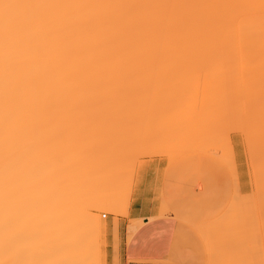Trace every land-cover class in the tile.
<instances>
[{"label":"bare ground","instance_id":"obj_1","mask_svg":"<svg viewBox=\"0 0 264 264\" xmlns=\"http://www.w3.org/2000/svg\"><path fill=\"white\" fill-rule=\"evenodd\" d=\"M255 46L256 48L258 46V50L262 49L261 46L264 48V0H0V254L10 255L16 245L22 250L31 247L50 249L59 247V241L56 240L58 232L55 231L59 227L60 209L55 195L62 191L66 184L72 182L67 178L70 172H63V165L66 162L74 163L75 156L78 158L80 156L79 159L82 161H86V158L93 160L98 156L103 158L102 165L108 163L113 165L116 157L123 156L127 159V155H130L127 149L135 148L132 147L133 143L131 148L130 143L125 147V142H121L119 146L117 145L119 149L122 147L119 150L112 144L116 146L113 147V152L117 153L113 155L112 151L110 152L112 146H109L110 149L107 151L94 143L93 146L88 143L89 139L103 143V137L97 141L95 135L97 133L92 129H90L92 136L86 132H89L87 127L93 119H89L93 116L90 113H96L97 109L124 107L122 101L124 87L114 84L111 79L97 83L95 81L97 70L102 76L116 73L134 79L137 75L161 73L170 77L171 74L182 75L183 72L187 74L190 71L194 73L197 69L199 71L200 67L201 72L204 69L211 70L213 64L209 68L210 62L261 61L263 64H257L252 69L264 73L262 62L264 53H260L264 52V49L256 52L258 50L253 48ZM100 62L110 64L97 66ZM182 62L187 63V66ZM191 62L195 66H192ZM206 62L209 69L204 68ZM222 67L220 69H223ZM232 68L230 70L234 71L235 68ZM79 114L86 115V119L90 121L85 119L86 116L84 121ZM125 120L124 118L123 122ZM83 123H87L86 130L83 129ZM126 123L125 126H128L127 121ZM135 125L138 126V122ZM126 129L129 131L128 127ZM260 131L258 129V132ZM85 132L87 136L84 135ZM139 135L134 137L138 139ZM260 135L261 133L259 137ZM79 138L86 141L79 144ZM157 139L161 140V137ZM214 139H210V144L209 139L200 141H204V144L199 142L201 148L207 150L210 145L214 149L218 144L217 148L221 149L219 145L222 144L219 142L216 144ZM211 141H214L215 145H212ZM207 143L209 145H206ZM187 147L190 146L182 145L180 149ZM89 148L91 154L83 155L85 153L83 151L90 153L87 151ZM176 148L175 151H178L179 147ZM220 151L217 154H222L226 150L222 153ZM225 157L228 158H223L228 160L231 155L227 154ZM131 161L134 163V160ZM118 162L124 163L121 158L116 160L113 165L115 169L112 171L119 169ZM124 167L121 168V172L119 171L120 174L116 172L118 176L112 177L113 179L110 173V180L114 182L121 180V176L125 175L123 174L125 172H122ZM104 204L105 202L101 200L99 207ZM243 206H247L245 202ZM250 208H239L240 215L242 211L244 214L247 213L246 215L242 213V219L239 216L240 220L245 218L241 222L230 215L234 219L231 221V227L232 222L234 227L247 225L246 217L250 215L251 220V216L254 215L251 214ZM254 209L255 207H253L255 213ZM254 219L256 220L253 217L252 220ZM250 220L249 222L257 225V220L254 222ZM244 226L240 228L242 231L235 228L238 231L233 229L235 230L233 232L245 233ZM251 228L255 227L249 225L246 229L249 232ZM254 231L259 232L258 229ZM251 234L255 240L256 234H253V231ZM252 239L250 238L251 241ZM68 241L73 244L75 238L68 237ZM256 242L253 241L251 245L254 246ZM2 260L0 258V261Z\"/></svg>","mask_w":264,"mask_h":264},{"label":"rangeland","instance_id":"obj_2","mask_svg":"<svg viewBox=\"0 0 264 264\" xmlns=\"http://www.w3.org/2000/svg\"><path fill=\"white\" fill-rule=\"evenodd\" d=\"M261 47L264 49L263 46ZM262 49L258 50L257 46L256 50L258 51L256 52ZM261 60H263L262 55ZM105 64L110 63L100 62L97 66ZM184 64L187 66V63L184 62ZM191 64L195 66L192 62ZM208 64L209 68L212 64L219 67L214 66L217 71L212 66L211 70L204 69V72H201L200 67V73L197 69L198 72L195 70L197 73L190 71L187 74L183 72L182 75L179 73V75L171 74L170 76L169 74L170 77L168 74L161 75V73L159 75H137L134 79L116 73L102 76L97 70L95 74L97 83L111 79L114 84L124 87L125 92L122 99L124 107L122 109H97L96 113H90L93 114L89 117V119L93 118L91 120L93 124L90 122L89 128L87 123H85L86 125L83 123V129L86 130L85 126L87 127L88 135H91L90 129H92L97 133L95 134L98 138L97 141L103 137V143H97L92 139L87 142L89 145L94 143L107 151L112 144L119 146L121 142H125V147L129 143L131 147L133 143L132 147L135 148L131 147V150L126 148L127 151H130L131 156L127 155V159L123 156L120 157L126 164L118 162L121 167L119 166V169L115 171H112L115 169L113 165L116 160L120 159L115 158L116 155L112 157V159L115 158L113 165L110 163L102 165L103 158L98 156L96 159H91L93 162L85 156L89 160L82 161L79 159V155V158L74 157V163L66 162L63 165V172H70L67 175L69 180H67L72 182H69V185L66 184L64 189L55 195L60 209L59 227L57 226L55 231V233L58 232L56 240L59 241V247L54 249L31 247L22 250L16 245L10 255L0 254V258L3 259L0 264H120L123 242L129 243L138 228L143 225V219L131 218L129 215L130 205L136 201L140 189L143 194L144 191H147L148 197L157 200L158 207L153 217L172 216L183 222L185 226L183 241L188 246L194 247L189 260L199 264H264V73L252 69L255 65L263 63L261 61L259 63L256 61L254 63L225 61ZM208 64L206 62L204 68H207ZM227 65L228 67H226ZM229 65L234 66H232L235 68L234 71L230 70L232 67L229 68ZM221 66L223 69H220ZM237 66L239 67L236 68ZM241 67L245 70L240 69ZM261 86L262 89H260ZM260 110L262 111L260 112ZM80 115L82 119L86 116ZM134 116L139 120L137 121ZM250 116L254 117L250 118ZM124 118L126 120L123 122ZM120 120L122 124L119 123ZM126 121L128 126H125V124L127 125ZM139 121H141V126H139ZM133 122L136 124L138 122V126ZM259 122L260 124H258ZM145 125L148 127L146 128ZM130 126L132 128H129ZM127 127L129 131H127ZM139 127L141 128L138 129ZM258 129L261 131L258 132ZM121 130L123 131L121 132ZM132 130L137 132L134 133ZM150 134L151 137L148 138ZM134 135H139L138 139ZM157 136L161 137V140L157 139L159 138ZM79 139V144L86 141ZM203 139L204 141L209 139V144L210 139L216 140V144L218 142L222 144L219 146L221 149L224 147V150L217 148L218 144L216 149H213L208 143L206 145H209V149L201 148L204 141H200ZM145 141L150 144H145ZM161 141L165 144L160 143ZM213 142L211 141L212 145H215ZM195 144H199L200 147H198L199 145L194 146ZM115 145L110 150L113 155L116 153L112 150L116 147ZM182 145L190 147L180 149ZM206 145L204 146L206 147ZM149 147L150 149H148ZM176 147H179L181 151L179 149L175 151ZM117 148L116 151H118ZM251 148L252 151H250ZM121 149L122 147L119 150ZM225 150L228 151V156L231 155L229 157L231 160H226L228 157H225L227 156ZM219 151L221 153L225 151V155L219 153L220 156L217 154ZM83 152H85L83 155L87 154L88 156L92 151H88L90 153ZM136 154L138 155L136 156ZM94 156L92 155V157ZM255 158H259V160ZM250 159L253 160L250 161ZM131 160H134V163ZM262 164L263 166H261ZM123 167L124 171L122 172H125L123 173L125 175H119L122 179L117 182L111 181L110 173L111 179H113L112 177L120 174ZM116 172L118 173L116 174ZM118 179L120 178L118 177ZM101 200L105 204L99 207ZM244 202L247 206H243ZM240 205L252 208H250L252 211H248L254 214L251 216V220L253 217L256 218L257 221L255 219L252 221H256L257 225L249 222V215L246 217L248 222L245 220L247 225L242 224L246 228L249 225L255 228H251L253 230L250 229L248 232V229L242 225L245 233H234L236 229L243 227L240 225L237 226L238 228L234 227V222L231 227V221L238 219L241 222L245 219L240 220L243 217V211L241 215L238 211L239 208H243ZM252 206L256 209H254L256 215ZM234 213L238 217H235ZM236 222L238 223V221ZM71 228L73 234L70 231ZM255 229H258L259 232L254 231ZM49 231L51 233L52 230ZM240 231L242 230L240 229ZM251 231L256 234L253 236L257 242L252 239ZM68 237L75 238L73 244L69 243ZM250 238L257 244L251 245L253 241Z\"/></svg>","mask_w":264,"mask_h":264},{"label":"crops","instance_id":"obj_3","mask_svg":"<svg viewBox=\"0 0 264 264\" xmlns=\"http://www.w3.org/2000/svg\"><path fill=\"white\" fill-rule=\"evenodd\" d=\"M157 207V200L140 189L129 215L143 219V225L129 243L123 242L120 264H199L189 260L194 247L183 241V222L172 216L153 217Z\"/></svg>","mask_w":264,"mask_h":264}]
</instances>
